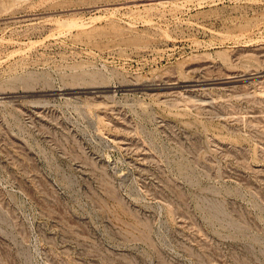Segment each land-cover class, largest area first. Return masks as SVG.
I'll return each instance as SVG.
<instances>
[{
    "label": "rangeland",
    "instance_id": "rangeland-1",
    "mask_svg": "<svg viewBox=\"0 0 264 264\" xmlns=\"http://www.w3.org/2000/svg\"><path fill=\"white\" fill-rule=\"evenodd\" d=\"M0 264H264V0H0Z\"/></svg>",
    "mask_w": 264,
    "mask_h": 264
}]
</instances>
